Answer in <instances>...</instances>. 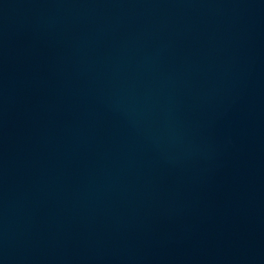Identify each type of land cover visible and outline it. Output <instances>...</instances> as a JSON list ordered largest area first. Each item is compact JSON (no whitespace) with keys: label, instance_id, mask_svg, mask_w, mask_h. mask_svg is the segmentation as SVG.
I'll return each instance as SVG.
<instances>
[{"label":"water","instance_id":"obj_1","mask_svg":"<svg viewBox=\"0 0 264 264\" xmlns=\"http://www.w3.org/2000/svg\"><path fill=\"white\" fill-rule=\"evenodd\" d=\"M0 264H264V0H0Z\"/></svg>","mask_w":264,"mask_h":264}]
</instances>
